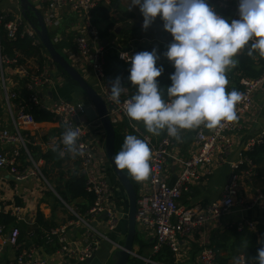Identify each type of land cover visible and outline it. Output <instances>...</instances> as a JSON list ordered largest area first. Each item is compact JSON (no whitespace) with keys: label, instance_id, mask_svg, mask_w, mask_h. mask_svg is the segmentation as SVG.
<instances>
[{"label":"crops","instance_id":"crops-1","mask_svg":"<svg viewBox=\"0 0 264 264\" xmlns=\"http://www.w3.org/2000/svg\"><path fill=\"white\" fill-rule=\"evenodd\" d=\"M108 1L109 4L101 6L95 14L98 30L103 42L109 48L107 55L112 53L116 55L114 51H110L111 49L115 51L131 49L133 51L131 64H125L116 59L117 64L112 67L116 70L106 76V79H110L112 83H114L112 80L115 81L113 86L115 93L122 94L125 90L134 100V107L129 111V117L122 119L115 127L117 144L125 155V162L136 173L143 175L142 164L149 155L145 138L157 145L163 137L167 123L163 108L158 104V95L151 91L148 80L156 75L165 77L168 72L164 71V68L176 64L175 82L177 95L181 102L178 106L179 113L171 153L179 157H188L195 149L196 109L207 107L210 111L203 113L204 117L200 115L205 128L209 129L216 120V114L222 109L221 104L231 97L236 86L239 87V75L243 74V70L239 67L237 58L241 54L244 41L253 38L259 43L257 36L264 34V0H229L230 17L227 25L224 21L216 24L205 19L203 12L197 8V3L201 0ZM31 2L39 7L37 0H31ZM10 7L5 1L0 3V9L3 12ZM62 17L65 26L69 24L73 29L75 28V23L72 22L70 16L62 14ZM71 27L68 28L71 30ZM197 27L200 31L206 30L214 34L207 57L204 59L193 53L191 44L192 31ZM68 28L66 30L69 31ZM185 32H189V41L182 40ZM125 38L126 42L123 44L122 41ZM67 44L68 42L64 40L59 44L61 49H67L62 52L66 53V57L75 69L99 90L98 81L92 72L90 63L72 51ZM55 68L51 69L54 76L52 87L45 89L40 97L43 103L48 105L58 100L78 102L82 94L65 78H58ZM256 68L255 63L254 69ZM126 69L133 71L127 73ZM7 72L9 73V70ZM48 92L51 94L48 95ZM204 99H206L205 102ZM83 117L87 121L84 115ZM88 122H91V126L88 127L87 134L93 137L97 148L98 158L95 162L105 179L111 174V170L102 152L104 133L98 123ZM238 122L241 125V131L230 137L232 147L227 154L226 162L216 167L207 181L190 185L180 199L181 205L210 203L222 196L233 173V164L245 156L246 142L264 129V83L254 94L249 110L238 119ZM8 128H10V120L2 104L0 88V133ZM22 132L26 133L31 141L28 147L32 150V160L20 144L9 145L0 141V152L10 155L15 150H22L24 155L20 154L17 157L19 169L29 171L36 166L39 172L37 171L36 175L24 181H16L7 167L1 169L0 208H5L10 213L13 208H18V223L21 227L32 226L35 223L37 212H40L48 222H53L55 227L60 226L73 216L70 209L77 210V203H84V200L77 199L68 203L64 201L65 204H63L54 194L56 187H63L72 173H80L79 163L73 155H64L46 142L57 135L54 122H36L22 129ZM41 142L44 144L40 145ZM63 158L66 159L60 161ZM43 166L47 169L54 166L58 177L54 180L55 183L52 184L51 180L48 181L42 175L40 170ZM179 169L175 161L168 160L164 174L166 181L173 182ZM253 171L249 180L244 179L239 183V194L235 207L218 220L207 223L199 232L179 237L178 250L169 258L163 254L164 252L162 256L161 252L152 253L151 247L155 242L153 233L139 229L133 245L136 256L129 264H144V259L148 258L160 264H201L198 254L204 247L215 251L217 264H251L246 262L239 252V245L243 242L235 226L243 221L255 224L264 223V210L259 208L247 210L242 208L243 206L238 202V199L248 202L255 189H264V162L254 166ZM145 184L146 181H142L139 187ZM115 198L120 200L116 207L123 209L124 214L113 229L104 227L103 216L97 220V229L108 239L102 242L98 249L101 251L111 240L121 243L126 233L124 196L110 193V201L113 204H115ZM17 201L21 206L16 205ZM66 236L68 241L74 245L84 244L83 231L80 226H70L66 231ZM42 242L43 244H33L24 250H32L34 259L44 264H87L84 261L71 263L66 259L57 258L54 256L53 245ZM0 248V264H11L17 251L10 243V227L0 236ZM98 261L100 260L97 258L90 264H97Z\"/></svg>","mask_w":264,"mask_h":264},{"label":"built area","instance_id":"built-area-1","mask_svg":"<svg viewBox=\"0 0 264 264\" xmlns=\"http://www.w3.org/2000/svg\"><path fill=\"white\" fill-rule=\"evenodd\" d=\"M5 1L15 10L13 19H8L10 12L0 14V27L8 41H16L28 37L32 46L40 54L39 60L27 59L21 62V54L15 51L8 56L3 52L0 43V88L2 90V104L8 113L10 128L0 133V141L9 145H22V149L31 159L28 145L31 143L22 129L36 123L33 111L34 107L44 109L50 113L56 124L57 135L46 142L56 151L62 154L73 155L79 163L80 173L83 175L85 191L93 196V203L85 213L70 209L72 219L64 224L52 228L44 235L45 244L53 245L54 256L67 261H84L100 248V243L107 241L105 234L100 232L92 223L105 215L104 222L107 229H113L119 221V208L110 201L112 193L106 184L104 177L100 174L96 164L98 158L96 144L92 136H88L87 130L91 122L83 119L81 107L77 103L66 100L52 101L44 104L42 95L45 89L52 87L53 75L51 69L57 67L52 63L36 32L31 25L22 17L19 9V0ZM229 0H219V7H226ZM47 31L55 33L62 20V14H75L79 21L74 35L50 37L55 47L61 51L59 44L64 40L72 51L90 63L92 72L98 80L99 92L108 107V116L111 123L116 127L122 119L129 117V111L134 107V100L124 90L122 94L114 93L112 83L109 80H101L104 77L103 67L107 46L98 30L95 22V14L103 5H108V0H37ZM199 11L203 12L202 1L197 3ZM212 13L208 21L220 24L222 17L209 7ZM200 28H194L191 37H194ZM66 32H69L66 30ZM253 40V38H252ZM254 43H256L253 40ZM117 60L125 64L133 62V51L118 50ZM264 60V48L260 52ZM73 65V64H72ZM74 66V65H73ZM9 70V73L7 72ZM57 73H60L58 68ZM177 73V69L174 72ZM177 75V74H176ZM264 83V71L257 78L241 77L238 84L240 91L234 100L223 107L217 114L214 124L206 129L201 116L196 117L195 127V149L188 157H179L171 153L175 139L177 126V115L180 98L177 95V86L172 94L167 97L164 113L167 118V129L164 136L157 145L145 138L149 149L147 158L148 179L144 186L138 187L136 199V223L139 229L149 230L153 233L155 242L151 247L152 253L157 254L164 248L175 254L178 250L179 237L199 232L207 223L216 221L228 214L236 204L239 194L238 185L244 179L249 180L253 175V165L246 156L233 164V173L225 186L222 196L210 203H199L189 206L180 204L182 195L189 186L196 182H205L212 175L213 170L226 162L227 154L232 147L231 135L240 133L241 125L238 119L245 115L253 103V96ZM24 87L28 93L25 100L20 96L19 89ZM92 123H98L92 121ZM99 124V123H98ZM264 143V129L256 136L250 138L245 146V153L252 151L256 146ZM44 144L41 142L40 145ZM22 151V150H21ZM15 150L10 155L0 152V170L8 168L9 173L16 181H24L39 172L35 166L29 171L19 169L17 157L20 152ZM32 160V159H31ZM168 160H173L180 167L173 182L165 179V166ZM245 164V165H244ZM244 166V167H242ZM141 184V183H140ZM56 197L65 204L64 200L54 192ZM244 209L259 208L264 210V189H255L248 202L238 199ZM1 211L7 213L3 208ZM9 214L19 220L18 208H13ZM70 226H80L83 231V245L77 246L68 241L66 231ZM256 224L253 222H239L235 226L237 232L244 229L254 230ZM8 227L0 225V236ZM18 228L10 227V243L17 251L11 264H44L34 259L33 251L19 248ZM1 252V248H0ZM201 264H217L216 253L212 248L204 247L198 254ZM144 264H160L150 258L144 259ZM59 264V263H58Z\"/></svg>","mask_w":264,"mask_h":264},{"label":"trees","instance_id":"trees-1","mask_svg":"<svg viewBox=\"0 0 264 264\" xmlns=\"http://www.w3.org/2000/svg\"><path fill=\"white\" fill-rule=\"evenodd\" d=\"M203 4V14L205 15V19H209L212 13H209V7H213L214 12L218 13L225 25L228 24V20L230 17V9L228 5L226 7H219L216 3L219 0H201ZM29 20L35 22L33 14L27 16ZM11 20L10 18L6 19V21ZM96 22V21H95ZM204 29V27H203ZM259 39V45H254L249 40L244 41L242 44V51L241 54L238 56V64L239 67L243 70V74L239 75L241 77H249V78H257L259 77L262 72L264 71V60L260 57V52L264 48V34L261 36H257ZM214 39V34L209 33V31L202 30L194 35L192 38V48L193 53L204 59L207 57V51L210 47L212 41ZM123 44L126 42V38L123 39ZM0 43L3 47V52L8 56L15 51H18L21 54V62H26L27 59L39 60L40 54L36 50L38 47L32 46L31 39L28 37H24L22 39H17L16 41H8L3 33V29L0 28ZM109 48L107 47V51L105 53L104 59V67H103V74L106 77L107 75H111L116 68L113 65L117 64V50L111 49L110 51H114L116 55L112 53L111 55H107ZM119 50V49H118ZM109 51V52H110ZM116 57V58H115ZM255 58V60H254ZM256 61V62H255ZM255 63L257 64V68L254 69ZM177 69L176 64L167 66L164 68V71L168 72L167 75L164 76H154L151 80H148V84L150 85V89L152 92L158 95V104L163 108L167 100V97L172 94L173 90L176 87L175 79L177 78L176 74L174 73ZM127 73L132 72V69H126ZM66 81H70L68 77H64ZM206 80V78H205ZM24 87L19 89L20 96L23 97L25 100L28 98V93L26 92ZM114 92V90H112ZM240 91V87L236 86L233 90L232 95L230 98L224 101L221 104L220 108L228 106L234 98L237 96L238 92ZM115 93V92H114ZM206 99H204V102ZM132 110V109H131ZM207 107L198 108L195 111L196 115H201L204 117L205 114L209 113ZM132 111L130 112V114ZM33 116L36 122H53L52 116L50 113L46 112L44 109H39L34 107ZM167 124L163 131V136L167 129ZM117 133V132H116ZM29 154L31 158H33V154L31 153V147H28ZM21 155H24V152L21 151ZM115 156L119 165L121 166L122 170L125 171L127 176L129 177L131 184L133 187L138 189L139 187V180L138 174L131 168L127 162H125V155L123 152L120 151L117 144V134H116V144H115ZM246 162L248 161L253 166H258L262 162H264V143L256 146L252 151L245 153ZM66 158L60 159V161H64ZM244 164V165H245ZM244 167V166H242ZM41 173L47 179L55 180L57 177L56 172L54 171V166L50 169H47L46 166L41 168ZM64 177V173H62ZM62 177V178H63ZM56 192L65 202H71L73 200L82 199L84 200L83 204L76 205V208L79 213H85L89 207L93 203V196L85 191L84 187V179L83 175L78 172L72 173L65 181L64 186L56 187ZM16 204V203H15ZM20 203L17 201V206ZM73 217H69L72 219ZM0 225H5L6 227H16L19 230V237L18 242L19 248L25 249L33 244H43V237L47 234L52 228H55V224L52 222H48L40 212L36 214L35 223L30 227H21L20 223L16 221L15 217L11 216L9 212L5 213L0 210ZM239 237L242 238V244L239 245V252L243 256V259L246 262H250L251 264H264V223H258L255 226L254 230L244 229L238 234ZM137 238V237H136ZM244 239V241H243ZM136 241V239H135ZM164 252V253H163ZM166 254L169 258L172 254L167 248H164L160 255ZM73 263V261H72Z\"/></svg>","mask_w":264,"mask_h":264},{"label":"water","instance_id":"water-1","mask_svg":"<svg viewBox=\"0 0 264 264\" xmlns=\"http://www.w3.org/2000/svg\"><path fill=\"white\" fill-rule=\"evenodd\" d=\"M19 6L22 17L36 32L41 45L52 63L57 66L61 76L63 78L68 77L70 79L68 82L74 85L82 94V98L78 99L76 103L81 107L82 113L87 118V121H97L99 126H101L104 133L102 152L111 170V174L105 177V181L112 193L117 195L122 194L124 196L126 206V233L123 241L121 243L113 240L109 241L107 246L102 248V251H95L90 257L86 258L84 262L90 264L98 258L100 261H98L97 264H129L133 257L136 256L133 251V245L137 237V232H139V227L136 223L137 191L131 184L125 171L122 170L115 156L116 129L108 116V107L96 87L92 83H89L52 43L39 9L40 5L36 7L30 0H19ZM30 14H33L35 23L27 18ZM185 33V37H183L182 40L189 41V32ZM49 94L51 93L48 92V95ZM191 114L193 115V113ZM141 170L143 175L142 173L140 175L139 172L137 173L139 184L148 179L147 160L142 164ZM114 202L117 205L120 200L115 198ZM123 214V209L121 210L119 208V217L122 218ZM103 217H105V215H103ZM92 224L95 226L96 222ZM101 244L102 243H100V246ZM96 256L97 258H95Z\"/></svg>","mask_w":264,"mask_h":264},{"label":"rangeland","instance_id":"rangeland-1","mask_svg":"<svg viewBox=\"0 0 264 264\" xmlns=\"http://www.w3.org/2000/svg\"><path fill=\"white\" fill-rule=\"evenodd\" d=\"M31 1V0H30ZM42 12V11H41ZM43 13V12H42ZM0 14L1 15H4L5 14V11L3 12L1 9H0ZM67 16H70V19L72 20L73 23H75V28L73 29L71 27V25L67 24L66 26L64 25L63 21L64 20H61L60 23H59V27H58V30L55 32V33H50V37H54L55 35H60V36H66V35H74L75 32H76V29L78 27V24H79V21L76 19L75 17V14H68ZM9 18L10 19H13V13H11L9 15ZM35 23V22H33ZM68 27H71V30L68 28ZM69 29V32H66V29ZM60 53L72 64V62L66 57V53L65 52H62L60 49H59ZM118 51V50H117ZM58 78L59 77H62L60 73H57L56 75ZM3 109V108H2ZM52 184L55 183L54 180H51L50 181Z\"/></svg>","mask_w":264,"mask_h":264},{"label":"bare ground","instance_id":"bare-ground-1","mask_svg":"<svg viewBox=\"0 0 264 264\" xmlns=\"http://www.w3.org/2000/svg\"><path fill=\"white\" fill-rule=\"evenodd\" d=\"M30 2H31V1H30ZM31 3H32V2H31ZM32 4L34 5V3H32ZM34 6H35V5H34ZM19 9H20V6H19ZM14 10H15L14 8H11V7H10L8 10L5 11V14H6V12H10V14H11ZM20 12H21V11H20ZM13 13H14V12H13ZM10 14H9V15H10ZM8 18H9V17H8ZM0 28H2V27H0ZM253 40H254L256 43H254ZM253 40H252V38L249 39V41H252V43H253L254 45H259V43L257 42L256 39H253ZM101 80H102V81H103V80L105 81V80H109V79H108V78L106 79V77L104 76L103 79H99V81H101ZM97 81H98V80H97ZM253 172H254V171H253Z\"/></svg>","mask_w":264,"mask_h":264}]
</instances>
